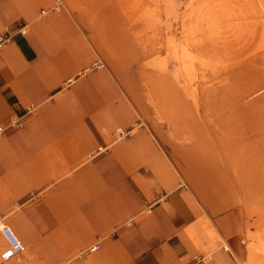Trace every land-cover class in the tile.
<instances>
[{"label": "crops", "instance_id": "0c3cea01", "mask_svg": "<svg viewBox=\"0 0 264 264\" xmlns=\"http://www.w3.org/2000/svg\"><path fill=\"white\" fill-rule=\"evenodd\" d=\"M121 5L0 0V229L24 246L0 264L254 261L237 200L209 207L142 86L131 96L95 46L96 13L125 37Z\"/></svg>", "mask_w": 264, "mask_h": 264}, {"label": "rangeland", "instance_id": "374dc122", "mask_svg": "<svg viewBox=\"0 0 264 264\" xmlns=\"http://www.w3.org/2000/svg\"><path fill=\"white\" fill-rule=\"evenodd\" d=\"M119 2L125 37L94 13L95 46L131 96L142 86L209 207L237 200L245 264H264V0Z\"/></svg>", "mask_w": 264, "mask_h": 264}, {"label": "built area", "instance_id": "2783aa9c", "mask_svg": "<svg viewBox=\"0 0 264 264\" xmlns=\"http://www.w3.org/2000/svg\"><path fill=\"white\" fill-rule=\"evenodd\" d=\"M116 133L118 138L123 135V132L120 130ZM0 230L2 237L6 242V247L0 253V260L2 262H8L14 259L18 254L22 253L24 251V246L9 227L2 226Z\"/></svg>", "mask_w": 264, "mask_h": 264}, {"label": "bare ground", "instance_id": "6f19581e", "mask_svg": "<svg viewBox=\"0 0 264 264\" xmlns=\"http://www.w3.org/2000/svg\"><path fill=\"white\" fill-rule=\"evenodd\" d=\"M2 228V227H1ZM255 245V244H254ZM263 247V246H262ZM261 248V247H260ZM257 252V251H256Z\"/></svg>", "mask_w": 264, "mask_h": 264}]
</instances>
